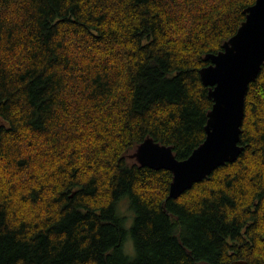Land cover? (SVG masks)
Masks as SVG:
<instances>
[{
	"label": "trees",
	"instance_id": "trees-1",
	"mask_svg": "<svg viewBox=\"0 0 264 264\" xmlns=\"http://www.w3.org/2000/svg\"><path fill=\"white\" fill-rule=\"evenodd\" d=\"M255 1L0 0V264H264V64L237 160L173 198L130 156L205 140L200 69Z\"/></svg>",
	"mask_w": 264,
	"mask_h": 264
},
{
	"label": "water",
	"instance_id": "water-1",
	"mask_svg": "<svg viewBox=\"0 0 264 264\" xmlns=\"http://www.w3.org/2000/svg\"><path fill=\"white\" fill-rule=\"evenodd\" d=\"M246 18L223 49L208 53L210 63L200 69L209 86L213 106L205 125L206 138L185 159L176 157L172 146L147 137L130 156L153 169L173 173L170 196L179 197L195 183L203 181L221 165L234 162L244 151L240 144L246 112V95L264 64V0H256L245 11ZM230 264H249L245 259Z\"/></svg>",
	"mask_w": 264,
	"mask_h": 264
},
{
	"label": "rangeland",
	"instance_id": "rangeland-1",
	"mask_svg": "<svg viewBox=\"0 0 264 264\" xmlns=\"http://www.w3.org/2000/svg\"><path fill=\"white\" fill-rule=\"evenodd\" d=\"M124 204V203H123ZM133 220H134V215H133V219L132 220H130L129 222H127L126 223V225H125V227H126V229L129 231L130 230V228L132 227V224H133ZM130 240V242L128 243V241ZM132 237H131V235H130V233L128 234V238H127V241H126V244H125V246L127 247V248H129L130 249V247H131V249H132ZM133 249H134V247H133Z\"/></svg>",
	"mask_w": 264,
	"mask_h": 264
}]
</instances>
